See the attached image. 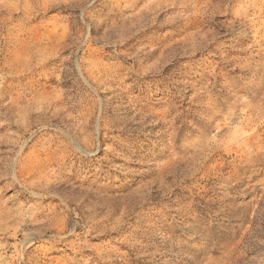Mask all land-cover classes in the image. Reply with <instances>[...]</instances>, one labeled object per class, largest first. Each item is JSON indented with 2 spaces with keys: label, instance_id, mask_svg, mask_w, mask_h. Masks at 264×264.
I'll return each instance as SVG.
<instances>
[{
  "label": "rangeland",
  "instance_id": "obj_1",
  "mask_svg": "<svg viewBox=\"0 0 264 264\" xmlns=\"http://www.w3.org/2000/svg\"><path fill=\"white\" fill-rule=\"evenodd\" d=\"M0 264H264V0H0Z\"/></svg>",
  "mask_w": 264,
  "mask_h": 264
}]
</instances>
